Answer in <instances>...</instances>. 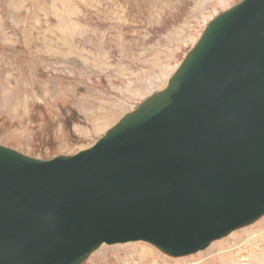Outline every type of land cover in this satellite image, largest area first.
Wrapping results in <instances>:
<instances>
[{
    "label": "water",
    "instance_id": "obj_1",
    "mask_svg": "<svg viewBox=\"0 0 264 264\" xmlns=\"http://www.w3.org/2000/svg\"><path fill=\"white\" fill-rule=\"evenodd\" d=\"M264 215V0L212 19L166 86L91 147L0 145V264H82L102 245L172 258Z\"/></svg>",
    "mask_w": 264,
    "mask_h": 264
},
{
    "label": "rangeland",
    "instance_id": "obj_2",
    "mask_svg": "<svg viewBox=\"0 0 264 264\" xmlns=\"http://www.w3.org/2000/svg\"><path fill=\"white\" fill-rule=\"evenodd\" d=\"M240 1L0 0V145L41 160L91 147ZM82 264H264V215L188 256L130 242Z\"/></svg>",
    "mask_w": 264,
    "mask_h": 264
},
{
    "label": "bare ground",
    "instance_id": "obj_3",
    "mask_svg": "<svg viewBox=\"0 0 264 264\" xmlns=\"http://www.w3.org/2000/svg\"><path fill=\"white\" fill-rule=\"evenodd\" d=\"M103 135H104V134H103ZM103 135H102V136H103ZM239 260H240V262H241V261H244V258L241 256V257H239Z\"/></svg>",
    "mask_w": 264,
    "mask_h": 264
}]
</instances>
